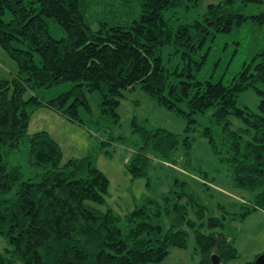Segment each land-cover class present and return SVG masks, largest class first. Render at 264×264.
<instances>
[{"label": "trees", "instance_id": "1", "mask_svg": "<svg viewBox=\"0 0 264 264\" xmlns=\"http://www.w3.org/2000/svg\"><path fill=\"white\" fill-rule=\"evenodd\" d=\"M93 2L0 0V47L18 67L11 78L0 76V236L6 240L0 264L159 263L172 248H186L190 233L200 264H212L213 257L220 264L238 258L232 224L256 209L264 211V90L259 87L264 86V0L208 3L190 21L181 20L178 10L189 12L203 0H120L121 11L115 12L128 17L136 7L138 15L126 23L103 18L96 28L88 19ZM51 21L63 35L51 34ZM245 29L262 34L261 47L230 77L225 78L228 61L217 68L220 58L203 76L221 39L226 51L240 43ZM229 37L235 38L228 42ZM166 49L171 51L165 60ZM63 82L71 87L53 98L36 94ZM136 87L183 118L185 131L196 115L209 113L199 136L230 166L231 187L248 193V199L219 202L216 215L187 180L175 178L158 199L124 213L100 211L89 203H106L110 180L97 166L98 152L63 161L60 145L47 131L28 133L32 113L42 106L82 124L79 107L89 110L86 92L95 90L101 96L100 118L118 124L124 92ZM248 89L261 95L257 111L237 104ZM232 118L241 125L234 127ZM132 125L140 138L126 164L132 178H146L156 158L201 172L194 181L211 188L215 179L192 167L193 138L148 129L135 118ZM108 142L101 140V146ZM20 145L35 171L25 173L8 160ZM179 145L181 158L175 156Z\"/></svg>", "mask_w": 264, "mask_h": 264}, {"label": "rangeland", "instance_id": "2", "mask_svg": "<svg viewBox=\"0 0 264 264\" xmlns=\"http://www.w3.org/2000/svg\"><path fill=\"white\" fill-rule=\"evenodd\" d=\"M221 0H203V4L198 8L189 12L179 9L181 20L190 21L197 14H201L208 3L219 2ZM120 0H94L89 9L88 19L93 28L99 24V20L106 18L111 23H126L138 15V8L135 7L134 13L126 17L120 15ZM118 6L120 7L119 9ZM115 10H118L115 12ZM50 32L55 37L63 35L60 27L50 22ZM238 38L239 44L231 43L230 47L225 51L221 39L212 58L207 64V69L203 76L210 74L211 67L215 59L220 58V70L228 61L229 71L225 74V78L230 77L235 71L240 69L242 63L246 61L255 49L261 47V33H254L252 30H243ZM261 39L257 43L258 38ZM235 37L227 38L230 42ZM236 49V50H235ZM171 49L164 51V59ZM177 58L173 61L175 64ZM219 61V59H218ZM216 67V66H215ZM17 63L0 47V76L11 78L17 71ZM218 73H214L217 78ZM71 87L70 82H63L47 89H39L36 91L40 97L50 99ZM264 90V86H259ZM89 110L85 107H79V116L82 124L70 121L60 113L42 106L32 113L28 123V133L38 131H47L60 145L63 152V161L72 157H83L89 151L98 152L97 166L103 171L110 180L109 194L106 197V203L95 204L89 203L94 208L105 211L112 208L117 212H126L142 205L148 198L158 199L159 196L169 189V185L175 178L187 180L190 184L191 192H194L200 200L215 209L214 214L219 215L216 210L217 203H228L237 198L248 199V193H244L238 189H233L230 185L231 177L230 166L226 162H219L211 152L209 142L206 138L199 136L200 131L208 125L209 113L206 115H196V122L192 128L185 131L187 126L183 118L177 117L173 112L158 106L149 98L139 87L133 90L125 91L124 96L117 108L119 114L118 124L109 125L100 118L99 104L101 96L98 91L86 92ZM261 95L253 89L242 91L237 97L238 106L246 105L251 110L257 111ZM137 123L148 129L165 128L178 134L180 137L188 135L194 139L190 150L192 167L200 168L203 173H207L209 178H214L211 188L202 189L195 179H199L201 172L187 171L182 168L180 163L171 164L159 161L153 158V166L146 178H132L126 171V164L129 162L131 155L134 154L140 145V138L137 132H133V119ZM234 127L241 125V121L232 118ZM109 142L105 146H101V140ZM175 156L181 158L183 156L182 145L175 152ZM8 160L12 164L20 165L22 170L27 173L35 171L28 162V153L25 145H20L18 149L10 151ZM181 160V159H180ZM163 164V165H162ZM195 178V179H194ZM236 227L234 245L237 248L239 257L233 259L226 264H246L248 261L254 260L256 255L264 253V211L256 209L246 215L240 222L233 223ZM6 245L4 237L0 236V251ZM201 256L194 249V237L190 233L186 248H172L167 257L159 263L151 264H200Z\"/></svg>", "mask_w": 264, "mask_h": 264}, {"label": "water", "instance_id": "3", "mask_svg": "<svg viewBox=\"0 0 264 264\" xmlns=\"http://www.w3.org/2000/svg\"><path fill=\"white\" fill-rule=\"evenodd\" d=\"M212 264H220L219 260L217 257H213L212 258ZM254 264H264V253L259 254L255 260H254Z\"/></svg>", "mask_w": 264, "mask_h": 264}, {"label": "crops", "instance_id": "4", "mask_svg": "<svg viewBox=\"0 0 264 264\" xmlns=\"http://www.w3.org/2000/svg\"><path fill=\"white\" fill-rule=\"evenodd\" d=\"M53 138V137H52Z\"/></svg>", "mask_w": 264, "mask_h": 264}]
</instances>
